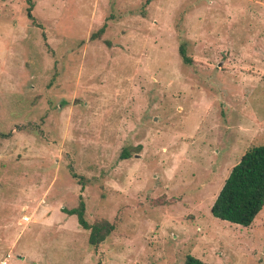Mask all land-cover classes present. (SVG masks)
Segmentation results:
<instances>
[{"label":"rangeland","instance_id":"1","mask_svg":"<svg viewBox=\"0 0 264 264\" xmlns=\"http://www.w3.org/2000/svg\"><path fill=\"white\" fill-rule=\"evenodd\" d=\"M34 3L0 0V264H264V207L211 211L264 144V0Z\"/></svg>","mask_w":264,"mask_h":264},{"label":"trees","instance_id":"2","mask_svg":"<svg viewBox=\"0 0 264 264\" xmlns=\"http://www.w3.org/2000/svg\"><path fill=\"white\" fill-rule=\"evenodd\" d=\"M28 17L35 21L33 14L34 0H26ZM105 26L100 33L104 32ZM98 33V35L100 34ZM96 38V33L91 36ZM181 55L186 63L192 59L187 55L185 45L180 48ZM75 177L79 174L74 172ZM264 207V144L255 146L246 151L242 159L236 164L214 204L212 214L222 220L243 226H251ZM71 215H76L80 225L89 231L88 242L91 246L102 244L115 229L116 224L107 219L90 222L86 217V200L81 194L76 207L66 209ZM183 264H207L194 255L188 254Z\"/></svg>","mask_w":264,"mask_h":264},{"label":"built area","instance_id":"3","mask_svg":"<svg viewBox=\"0 0 264 264\" xmlns=\"http://www.w3.org/2000/svg\"><path fill=\"white\" fill-rule=\"evenodd\" d=\"M27 219H29L28 217H26Z\"/></svg>","mask_w":264,"mask_h":264}]
</instances>
